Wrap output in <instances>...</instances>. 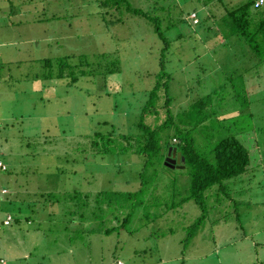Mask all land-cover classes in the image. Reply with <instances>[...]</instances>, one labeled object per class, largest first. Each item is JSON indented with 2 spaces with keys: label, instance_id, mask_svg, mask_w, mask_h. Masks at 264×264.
I'll return each instance as SVG.
<instances>
[{
  "label": "rangeland",
  "instance_id": "obj_1",
  "mask_svg": "<svg viewBox=\"0 0 264 264\" xmlns=\"http://www.w3.org/2000/svg\"><path fill=\"white\" fill-rule=\"evenodd\" d=\"M27 1L37 7L21 17L41 18L35 29L11 27L4 13L0 21L10 38L0 45V160L7 166L0 184L12 200L5 211L19 219L0 230V255L8 264H264V62L251 58L238 37L215 36L225 10L245 0L206 6L199 0H129L162 19L170 41L163 52L145 17L101 8L99 0ZM53 14L72 26L54 23ZM64 30L72 37L56 46L53 34ZM44 32L50 37L46 46L31 40ZM102 53L119 58L118 72L99 75ZM64 55L78 56L68 61L74 65L86 56L98 71L84 73V62L75 69L74 83L70 77L47 78ZM45 59L53 60L51 67ZM160 72L167 74L171 101L168 107L157 103L156 111L144 114L145 123L154 128L169 119L164 132L186 133L206 158L229 134L249 153L246 172L204 192L205 217L193 232L203 212L194 199L184 200L189 165L148 168L143 183L137 172L144 157L121 150L126 142L119 135L138 134ZM243 83L254 89L247 100H237L232 85ZM207 94L211 104L199 123L189 107ZM112 128L116 150L99 156L91 146L94 133ZM110 189L132 198L122 208L103 204L101 197L86 202V193ZM73 192L80 197H68Z\"/></svg>",
  "mask_w": 264,
  "mask_h": 264
},
{
  "label": "trees",
  "instance_id": "obj_2",
  "mask_svg": "<svg viewBox=\"0 0 264 264\" xmlns=\"http://www.w3.org/2000/svg\"><path fill=\"white\" fill-rule=\"evenodd\" d=\"M21 1L24 5H27L25 4V2L28 3L27 0ZM211 1L216 0H199V2L203 4V6H206ZM221 1L223 0H218V2ZM263 5L264 0H245L236 7L231 8L229 10H225V13L222 14L220 18L222 25H218L220 29L215 32V36L222 35V37H225L224 35H227L238 37L250 47L253 55L251 58L255 57L256 59L260 60V62H264ZM99 6L101 8H108L109 10H113L115 12H123V10H126L127 12L132 13L134 15H139L149 19V21H151V23L153 24V28L157 36L163 41L164 47L162 52L170 44L168 37L165 36L164 30L160 26L162 19L157 16H152L153 12L145 11L141 8L132 7L129 0H99ZM193 12H195L196 16L198 17L197 10L191 11L190 15ZM101 14L102 17L105 18V15L108 14V12H104ZM61 17L64 21H66L65 16ZM197 19L198 21L196 23L199 24L200 19ZM76 57L78 56H59L57 73L50 71L45 76L47 78L57 77L61 79L70 77L71 83H74L76 82L75 80L77 78L75 69H77L78 66L81 67L84 62H86V65L88 67V70H84V73L86 72V74L94 75L95 72L98 71L93 67L94 65L91 67L92 62H90V60L87 59L86 56H81L80 63L78 65L68 63L69 60L74 59ZM44 61L45 63H48V66H52V59H45ZM96 66L99 67V75L106 77L107 75L118 72L120 70V60L117 56H115V54L113 55L111 53H102L101 55H99V61L96 63ZM66 69H68V71ZM166 77L167 74L163 72H160L158 74L159 79L154 85V88L150 91L149 99L143 107L142 115L140 117L139 122L137 123V128L139 130L138 134L135 136L126 134L119 135V138L126 142L125 145L122 144L121 150L130 149L133 150L134 153L141 154L144 157L142 170L140 172H137V177H139L143 181V183H146V180L148 181V179L145 177V173L147 172L148 168L159 165L165 168H183L184 166L189 165L190 171L188 173V182L190 185V194L189 197L184 200L194 199V201L201 207L203 212L202 217L199 218L195 223H193V225H191L190 229L191 232H193L198 228V223H200V221H202L205 217L204 213L206 212V209L204 205V192L213 185H220L225 180H229L246 172L247 166L249 165V153L246 147L242 144V142L238 139L236 135L229 134L216 141L215 145L213 146L212 158H206L196 148L194 138H188L186 133H184L183 136H179L174 134L172 135L171 133L166 134L164 132L172 124L169 123V119L165 120L160 125H157L154 128L151 127L149 124L145 123L143 121L144 114L147 115V112L156 111V109L158 108L156 107L157 103L163 104L165 107H168L171 101V98L167 93V84L165 81ZM232 86L236 87L235 98H237V100H241V95H244V99L247 100V92H252L254 89H250L252 86L245 85V83H243L239 87L235 85ZM248 86H250L249 90L247 88ZM162 92H164V94H162ZM159 94L160 98L158 99ZM210 104L211 94H207L194 101L190 105L189 108L195 111L197 118L199 117V123H202L203 119H205L200 114L205 110L207 111V108L210 107ZM106 123L107 122L105 121L104 124ZM114 135L115 131L113 130V128L112 131H109L106 134L101 133V131L94 133L95 139L92 140L91 146L94 147L96 150H99V156L107 155L113 152V150L115 152L116 148H113V144L117 146L118 142L117 140L115 142V139L113 137ZM173 140L176 142H174ZM170 147H176L177 151L181 152V154L185 157V161L175 164L174 167L166 165L165 160L168 156V151ZM163 159L164 163L162 162ZM178 164L183 165V167H177ZM0 172H3L1 168ZM0 186L2 187L1 184ZM4 186L5 185H3V187ZM143 186L144 184L139 189V192L142 190ZM5 194L6 193L0 195V202L2 203L0 204V213L3 212V215L0 217V219L4 218L7 213H10L9 211H5V209L7 203L9 202L8 205H10L12 200L10 201L5 196ZM68 197L77 199L80 197V195L78 194V192H73L68 195ZM94 197H101L102 201L104 202L103 204H105V202L107 204L115 203L119 206V208H122L124 207V204L132 198V193L124 192L119 189H110L101 191L99 190L96 195H91L87 193L85 194L86 202L90 200L92 201ZM17 208L18 210L21 209L19 205H17ZM13 217L14 218L12 222L14 220L19 221L16 215H13ZM127 220V217L124 218L123 223ZM6 264H8V261L6 262Z\"/></svg>",
  "mask_w": 264,
  "mask_h": 264
},
{
  "label": "crops",
  "instance_id": "obj_3",
  "mask_svg": "<svg viewBox=\"0 0 264 264\" xmlns=\"http://www.w3.org/2000/svg\"><path fill=\"white\" fill-rule=\"evenodd\" d=\"M29 3L27 5H24L21 0H0V21H1V13H4V14H6L5 18L8 19L7 22L9 25H11V27L13 25V27H15V28H20V27L26 25L27 27L35 29V27H33L32 25L41 24V21H42L41 18L38 17V18L33 19V18H30L29 16L27 18L21 17V14H25L30 9H33V8L35 9L37 7V6H35L33 4H29ZM42 8H44V7H42ZM61 16L62 15L59 16V15L53 14L52 15V18H54L53 22L54 23L58 22L60 24L63 22H67V21H64ZM67 24L69 25V27L72 26L71 22H67ZM4 26H6V25L0 22V45L8 43L9 36L5 32L6 28H3ZM22 28L26 29V27H22ZM10 30L8 32H12V30L11 31ZM53 35H55V36H53V37H55L53 39V41H54L56 46L64 45L63 40L70 39L72 37L69 30L67 32L65 30L63 32L55 31V33ZM43 36L44 37H40V38H38V37L32 38L31 37V40H34V42L36 44L40 43V46H46L47 44L50 43V41H49L50 37L48 35H46V32H44ZM29 39H30V37H29ZM45 40H48V41H45ZM43 41H45V42H43ZM1 185L3 186L4 184L1 183ZM8 199L11 201L10 198H8ZM0 204H2V203L0 202ZM2 215L3 214L0 213V217Z\"/></svg>",
  "mask_w": 264,
  "mask_h": 264
},
{
  "label": "built area",
  "instance_id": "obj_4",
  "mask_svg": "<svg viewBox=\"0 0 264 264\" xmlns=\"http://www.w3.org/2000/svg\"><path fill=\"white\" fill-rule=\"evenodd\" d=\"M191 17H192V19H194L193 21H194L195 23L198 21L195 12H193V13L191 14ZM0 168H1L3 171L6 169V165H5L2 161H0ZM6 192H7V190H6L5 188H0V195H1V194H4V193H6ZM13 218H14V217H13L12 214L7 213L6 216H5L4 218L0 219V229H1L2 227H7V226H9V225L11 224ZM6 262H7L6 259L0 256V264H6ZM118 264H123V263H122L121 261H119Z\"/></svg>",
  "mask_w": 264,
  "mask_h": 264
},
{
  "label": "water",
  "instance_id": "obj_5",
  "mask_svg": "<svg viewBox=\"0 0 264 264\" xmlns=\"http://www.w3.org/2000/svg\"><path fill=\"white\" fill-rule=\"evenodd\" d=\"M185 157L181 154V152L177 151L176 147H170L168 151V156L166 157L165 164L174 167L175 164L179 162H184ZM177 167H183V165H177Z\"/></svg>",
  "mask_w": 264,
  "mask_h": 264
},
{
  "label": "clouds",
  "instance_id": "obj_6",
  "mask_svg": "<svg viewBox=\"0 0 264 264\" xmlns=\"http://www.w3.org/2000/svg\"><path fill=\"white\" fill-rule=\"evenodd\" d=\"M6 169H7V168H6ZM6 169H5V170H6ZM0 188H5V187H3V186L1 187V186H0ZM5 189H6L7 192H8V189H7V188H5ZM7 192H6V193H7ZM2 228H3V227H2ZM2 228H1V229H2ZM1 229H0V230H1Z\"/></svg>",
  "mask_w": 264,
  "mask_h": 264
}]
</instances>
